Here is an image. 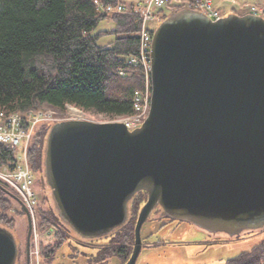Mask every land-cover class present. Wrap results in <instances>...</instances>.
<instances>
[{"label":"water","instance_id":"1","mask_svg":"<svg viewBox=\"0 0 264 264\" xmlns=\"http://www.w3.org/2000/svg\"><path fill=\"white\" fill-rule=\"evenodd\" d=\"M42 173L53 211L86 241L123 230L137 195L147 193L125 264H137L144 224L158 208L161 218L211 237L264 231V18L170 10L153 36L145 122L132 131L121 122H56ZM22 206L29 253L33 219ZM19 257L15 230L0 223V264Z\"/></svg>","mask_w":264,"mask_h":264},{"label":"trees","instance_id":"2","mask_svg":"<svg viewBox=\"0 0 264 264\" xmlns=\"http://www.w3.org/2000/svg\"><path fill=\"white\" fill-rule=\"evenodd\" d=\"M95 1L104 6L121 2L0 0V111L26 114L46 109L64 113L68 106H74L111 118L134 113V93L143 87V76L131 70L127 77H122L118 70L125 67L126 57L138 54L141 16L132 12L101 14ZM178 1L182 4L192 0ZM180 4L169 7L178 11L184 8ZM166 16L165 13L162 19ZM105 20L113 21L116 29L93 34ZM107 35L115 39L108 47H101L99 41ZM48 128V124L40 125L29 146V164L36 173L43 171V146ZM15 155V150L0 145V167L11 163ZM0 185L18 197L7 186ZM147 199L146 192L137 195L129 224L102 247L101 262H106L109 256H118L122 264L129 260L135 241V222ZM13 207V198L0 189V223L11 229L16 223L11 214ZM37 210L42 234L40 256L52 258L70 235L53 211L50 200L44 198ZM156 212H161V208ZM46 236L53 240L48 246L42 240ZM144 243L143 248L160 245V242ZM223 264H264V243Z\"/></svg>","mask_w":264,"mask_h":264},{"label":"rangeland","instance_id":"3","mask_svg":"<svg viewBox=\"0 0 264 264\" xmlns=\"http://www.w3.org/2000/svg\"><path fill=\"white\" fill-rule=\"evenodd\" d=\"M149 0H145L143 3H147ZM233 3V0H227ZM247 1V0H244ZM251 4L255 0H251ZM262 1V0H259ZM182 2V1H181ZM139 3V2H138ZM137 3V4H138ZM142 3V2H140ZM236 3V0H235ZM249 3V1H248ZM214 4V3H213ZM234 4V3H233ZM181 7H185L186 3L182 2ZM215 6V5H214ZM251 6L245 5L244 8ZM253 7V6H252ZM260 7V6H257ZM164 11H163V10ZM170 8L162 7L155 10V18L152 26L158 27L164 14H170ZM221 11V10H220ZM223 15H228L229 12L223 10ZM238 14H252L251 9L239 10ZM116 29V25L111 20L102 21L99 27L94 30L93 34H98L104 31H113ZM113 35H107L102 37L99 41L101 47H108L111 42L114 41ZM141 75L142 73L139 72ZM143 76V75H142ZM146 77L143 76V87L146 86ZM139 89V90H140ZM52 114V120L44 123L48 124L49 128L52 124L61 121H67L72 119L89 120L98 123H124L126 119L124 117L111 118L106 115L98 114L92 111H84L74 106H68L67 110L63 113L41 109L38 110ZM48 128V129H49ZM42 179L44 180L42 182ZM33 190L37 194L39 204L42 203L44 198L50 200V190L46 185L43 173H32ZM45 208L47 207L46 204ZM144 205V204H143ZM142 208V207H141ZM22 209V208H21ZM14 211V207L11 209V213ZM132 214V211H131ZM161 212L153 215V219L144 224L142 230L143 245L147 241L156 242L160 245L157 247H144L137 264H223L226 260L238 256L242 252L251 251L255 246L264 243V231L247 234L237 239H227L226 241L218 242L215 244H208V234L197 230L192 224L186 222H172L170 220L161 218ZM138 219V218H137ZM164 219V220H162ZM137 222V220H136ZM135 222V226H136ZM39 224V213H38ZM134 226V230H135ZM164 226V227H162ZM14 230L19 239V243L26 249V239L28 232V221L26 216L18 215L16 217V223ZM75 236V234H74ZM210 236V235H209ZM76 237V236H75ZM77 238V237H76ZM150 239V240H149ZM43 243L48 246L53 240L46 236L42 239ZM112 238H105L96 242L98 248L88 249L80 246L73 241L71 237L67 243L63 245L61 249L56 251L52 258H45L39 256L41 264H122L121 259L118 256H109L106 262H101V258L104 256L101 249L104 245H108ZM134 248V244H133ZM133 252V249H132ZM132 255V253H131ZM131 257V256H130Z\"/></svg>","mask_w":264,"mask_h":264},{"label":"built area","instance_id":"4","mask_svg":"<svg viewBox=\"0 0 264 264\" xmlns=\"http://www.w3.org/2000/svg\"><path fill=\"white\" fill-rule=\"evenodd\" d=\"M235 3V0H233ZM101 14L114 15L136 13L141 16L142 27L138 54L125 58V67L118 70L120 76L127 77L129 72H141L146 77L144 89L134 93V113L122 119L129 130L139 128L148 118L152 100V43L157 27L152 26L155 18L154 11L162 7L180 4L178 0H149L147 3L133 5L118 2L115 5L104 6L95 1ZM185 7L199 10L213 20L224 15L217 9L213 0H192ZM248 8V7H246ZM251 13L264 18V4L260 7L249 6ZM52 120V114L42 111H30L26 114L6 113L0 111V145L7 150H15L16 155L11 163L0 167V184L12 190L28 208L33 219L32 264L40 263V242L42 234L38 224L39 199L33 190L32 169L29 164L28 150L37 128Z\"/></svg>","mask_w":264,"mask_h":264},{"label":"flooded vegetation","instance_id":"5","mask_svg":"<svg viewBox=\"0 0 264 264\" xmlns=\"http://www.w3.org/2000/svg\"><path fill=\"white\" fill-rule=\"evenodd\" d=\"M3 188H5V187H3ZM5 190H7V189L5 188ZM13 200H14V203H15V207H14V211H12L11 214H13V216L15 218L18 215L22 214V215L26 216L27 221H28V216H27V213L23 209L22 201L19 199V197L13 198ZM16 211H18L19 213L16 214ZM164 219H167V220H170L172 222H175L174 220H171V219H168V218H164ZM164 219H162V220H164ZM64 228H66V227L64 226ZM28 229H29V225H28ZM67 230H68V233H69L70 237L73 239V241L76 242L77 244H79L80 246H83V247L88 248V249L98 248L99 244L98 245L96 244L97 241H86V240H82V239L76 238L74 236V234L69 229H67ZM27 237H28V232H27ZM208 237H209V240H210L208 244H215V243L227 240V239H222V238H217V237H211L209 235H208ZM32 238H33V232H32V236H31V240H30L29 253H28V248H27V239H26V249L25 250H23V247L20 244V257H19L18 264H32L33 263L34 257L32 255V240H33Z\"/></svg>","mask_w":264,"mask_h":264},{"label":"crops","instance_id":"6","mask_svg":"<svg viewBox=\"0 0 264 264\" xmlns=\"http://www.w3.org/2000/svg\"><path fill=\"white\" fill-rule=\"evenodd\" d=\"M145 0H121V2L125 3V4H134V3H138V2H144ZM249 1V3H248ZM251 0H236V3H231L227 0H213V3L215 5V7L219 10H221V12H223V10L229 12V13H238L239 10H246L249 8H244L245 5L250 4L251 6H262L264 4V0L259 1V0H255L254 3L251 4Z\"/></svg>","mask_w":264,"mask_h":264}]
</instances>
